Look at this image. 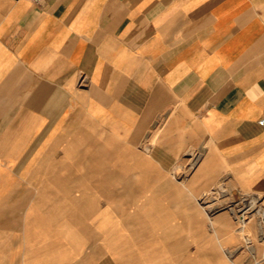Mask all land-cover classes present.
<instances>
[{
    "label": "crops",
    "instance_id": "1",
    "mask_svg": "<svg viewBox=\"0 0 264 264\" xmlns=\"http://www.w3.org/2000/svg\"><path fill=\"white\" fill-rule=\"evenodd\" d=\"M263 114L264 0H0V264H264Z\"/></svg>",
    "mask_w": 264,
    "mask_h": 264
},
{
    "label": "rangeland",
    "instance_id": "2",
    "mask_svg": "<svg viewBox=\"0 0 264 264\" xmlns=\"http://www.w3.org/2000/svg\"><path fill=\"white\" fill-rule=\"evenodd\" d=\"M189 168H187L188 169V171H192L195 167H196V164H194L193 165V167H190V165L188 166ZM187 169H186V171H187ZM185 170V169H184ZM261 197H263V195H260V198ZM212 199V198H211ZM215 201H217V203L219 204V205H222L224 208L227 206V208H229V207H232L233 208V205H231L230 204V202L225 198V197H218L217 196V199H215ZM258 204H260V205H262L263 207H264V197L263 198H261V200H259V203ZM235 210V209H234ZM254 210V209H253ZM235 212H237V213H235L236 214V217H237V219L239 220V214H240V212H238L237 210H235ZM254 212V211H253Z\"/></svg>",
    "mask_w": 264,
    "mask_h": 264
},
{
    "label": "bare ground",
    "instance_id": "3",
    "mask_svg": "<svg viewBox=\"0 0 264 264\" xmlns=\"http://www.w3.org/2000/svg\"><path fill=\"white\" fill-rule=\"evenodd\" d=\"M247 204H249V206H254L256 204V200H253L252 198L251 199H248V203ZM248 219L249 220H253L254 219V216L253 215H250V216H248Z\"/></svg>",
    "mask_w": 264,
    "mask_h": 264
},
{
    "label": "built area",
    "instance_id": "4",
    "mask_svg": "<svg viewBox=\"0 0 264 264\" xmlns=\"http://www.w3.org/2000/svg\"><path fill=\"white\" fill-rule=\"evenodd\" d=\"M37 3H41L42 0H35ZM259 123L261 125H264V114L260 117L259 119Z\"/></svg>",
    "mask_w": 264,
    "mask_h": 264
}]
</instances>
